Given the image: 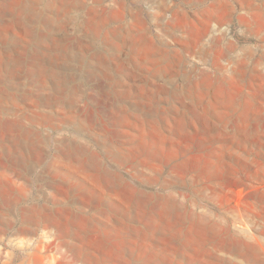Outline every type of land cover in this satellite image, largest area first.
<instances>
[{
  "label": "rangeland",
  "instance_id": "374dc122",
  "mask_svg": "<svg viewBox=\"0 0 264 264\" xmlns=\"http://www.w3.org/2000/svg\"><path fill=\"white\" fill-rule=\"evenodd\" d=\"M30 1L0 0V264H259L264 0Z\"/></svg>",
  "mask_w": 264,
  "mask_h": 264
},
{
  "label": "bare ground",
  "instance_id": "6f19581e",
  "mask_svg": "<svg viewBox=\"0 0 264 264\" xmlns=\"http://www.w3.org/2000/svg\"><path fill=\"white\" fill-rule=\"evenodd\" d=\"M115 12V10H112L111 11V13H108L106 10L105 11H103V14L101 15V13H100V15H101V22H96V23H92V26H93V28H94V37L95 38H100V35H101V33H100V30H101V27L102 26H104L105 24H107L108 22H109V20H110V15L111 14H113ZM72 20V22H74L75 23V26L76 27H81V25L83 24V23H80L79 22V17L78 16H76L75 18H73V19H71ZM86 23H87V21H86ZM118 26V25H117ZM120 26V25H119ZM122 28H125V26H120L119 27V29H116V27L115 28H112L110 31H112L114 34H118V31L120 30V29H122ZM128 31H130V29L128 28ZM112 33V34H113ZM105 36L106 37H110V35H109V33H106L105 34ZM104 37V36H103ZM2 61V60H1ZM12 61V60H11ZM16 61V60H15ZM11 63H13V66L11 67V66H9V67H11V68H8L7 69V71L10 73L9 75V77H6L5 78V82H4V84L3 85H1L2 86V91H4V89H5V87H7V86H9V87H11L12 89H14L15 87H19L20 85H21V79H28L29 77H31L34 73H33V70H31V69H27V70H25L21 65H20V63L21 62H19V61H16V62H11ZM20 71L22 72V74L20 73ZM31 75V76H30ZM43 76V75H42ZM40 77V78H36L35 80L39 83V86L38 87H41V86H44V87H47V83H49V76L48 77ZM50 76H52V75H50ZM3 78V77H2ZM51 79V78H50ZM8 80H10V81H8ZM59 80H61V79H59ZM63 80V79H62ZM27 83V82H26ZM1 84V83H0ZM53 88H55L54 90H61V89H64L65 91L67 90L66 89V84L64 83V82H55V81H53ZM26 85V84H25ZM41 88H43V87H41ZM70 90V89H69ZM58 92V91H57ZM59 93H61L60 91H59ZM64 93V92H63ZM1 94V93H0ZM4 94V95H3ZM3 94H1L0 95V106H1V109H0V112L1 111H6L7 109L8 110H11V108H14V109H17V107H18V105H19V103H17V100H18V98H20V99H22L21 98V95L18 93H12V94H10V92H7L6 91V93H3ZM58 94V93H57ZM60 95V94H59ZM61 96V95H60ZM31 97V96H30ZM53 97V96H52ZM52 97H49V96H41V98H40V101H39V103H46V104H48L49 103V99L50 98H52ZM56 97V96H55ZM59 97V96H58ZM181 96L180 95H177V94H174L173 95V97L171 98V99H169V101L168 102H175V100H179V98H180ZM64 98V97H63ZM57 101V100H56ZM61 101V100H60ZM150 101V100H149ZM51 102H53V101H51ZM180 103H182L183 102V99H181L180 101H179ZM11 103H13V105H10ZM62 104V106H65L66 104H67V101H66V99L64 98V99H62V102H61ZM58 104V103H57ZM14 120H15V122L16 123H18V126H19V123H22V125L24 124L23 123V120H22V118H20V117H15L14 118ZM0 124H1V127L3 126V122L2 121H0ZM19 128H21V127H19ZM0 135H2V134H0ZM19 138V137H18ZM22 139H24V138H22ZM26 141V140H25ZM24 143V142H23ZM26 148V147H25ZM26 150H28V148H26ZM36 161H38L37 160V158H31L30 159V162H28V164H31V163H35Z\"/></svg>",
  "mask_w": 264,
  "mask_h": 264
},
{
  "label": "crops",
  "instance_id": "0c3cea01",
  "mask_svg": "<svg viewBox=\"0 0 264 264\" xmlns=\"http://www.w3.org/2000/svg\"><path fill=\"white\" fill-rule=\"evenodd\" d=\"M97 1H99V0H97ZM30 4H32L33 2H32V0L29 2ZM79 4V6L83 9V8H86L85 6H83L82 5V3H78ZM51 7H53V5H50ZM55 6H57V7H55L57 10H56V12H55V14H59V11H58V8H59V5L57 4V3H55ZM62 9H64V11L62 12L63 14L64 13H66L67 12V10H66V6H62ZM66 15H68V13L66 14ZM59 17H52L51 18V22H53L54 24H55V26L56 27H61L62 26V24H63V21H62V17L60 16V15H58ZM46 21V20H45ZM54 21H56V22H54ZM63 27V26H62ZM21 72V71H20ZM34 75V74H33ZM33 75L31 76V77H33ZM65 107V106H64ZM243 256V254H241V257ZM255 258H256V260H257V262L259 263V264H264V258H263V256H261L260 254H259V252L257 251L256 253H255Z\"/></svg>",
  "mask_w": 264,
  "mask_h": 264
}]
</instances>
